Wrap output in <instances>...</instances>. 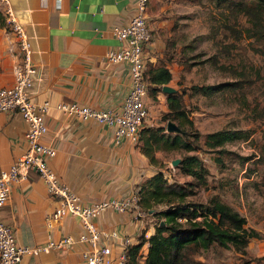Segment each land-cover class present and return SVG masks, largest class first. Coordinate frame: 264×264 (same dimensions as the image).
I'll return each instance as SVG.
<instances>
[{
	"label": "crops",
	"instance_id": "0c3cea01",
	"mask_svg": "<svg viewBox=\"0 0 264 264\" xmlns=\"http://www.w3.org/2000/svg\"><path fill=\"white\" fill-rule=\"evenodd\" d=\"M8 3L15 18L23 24L31 44V61L39 68L30 94L36 102L47 101L50 105L45 114L47 131L42 136L55 150L48 159L49 166L85 205L130 199L138 184L158 170V165L149 161L136 142L125 138L115 142L112 127L92 119L80 120L56 105L77 102L99 109L120 107L130 85L128 65L109 61L106 53L120 46L113 28L136 15V0H8ZM177 3L147 0L144 10L152 35L145 48L146 67L164 63L172 75L168 84L175 89L173 79H177L182 64L176 60L180 52L175 21L178 14L170 7ZM4 7L0 0L2 15ZM172 41L174 45L169 49ZM19 58L15 34L5 24L0 25V85L12 83ZM146 105L148 115L142 127L165 125L161 117L168 110L166 94L149 93ZM26 129L27 122L18 112H0V170L8 169L25 151ZM155 155L160 158L161 151ZM57 204L49 198L42 179L29 171L26 178L11 185L0 214L13 227L18 245L44 246L49 240L58 241L67 235L76 238L83 230L79 217L73 215L64 216L49 227L47 214ZM135 212L134 207L119 211L109 206L94 221L102 228H114L131 236L134 244L142 232L146 238L154 232L151 221L154 217L137 216ZM109 242L115 254L123 249L117 239ZM87 248L88 243L74 241L60 248L24 253L18 264H81V252ZM146 249L144 242L140 251L145 254ZM138 264H144V256L139 257Z\"/></svg>",
	"mask_w": 264,
	"mask_h": 264
},
{
	"label": "rangeland",
	"instance_id": "374dc122",
	"mask_svg": "<svg viewBox=\"0 0 264 264\" xmlns=\"http://www.w3.org/2000/svg\"><path fill=\"white\" fill-rule=\"evenodd\" d=\"M176 1L177 5L170 8L178 14L175 20L178 55L184 56L173 84L179 91L184 90V109L192 122L184 127L188 134L185 138L188 140L193 132H198L201 147L161 151V169L169 181H193L179 168L185 155L196 154L200 166L206 168L207 184L194 185L195 193L187 200L205 202L209 195L217 193L246 218L247 226L264 235V117L254 118L251 113L253 105L264 107V57L251 50L250 39L241 34L230 35L221 24L226 14L238 26H245L244 15L229 16L226 10L215 6L214 0ZM255 70L260 71L261 79L255 78ZM243 72L253 81L241 90L212 95L190 92L194 84L237 80ZM221 128L246 130L250 136L225 142L221 148L226 151L208 149L203 144V135ZM246 155L252 158L242 159ZM151 221L155 223L156 218ZM260 256H264V237L251 238L242 251L233 246L213 245L194 254L203 264H261L254 259Z\"/></svg>",
	"mask_w": 264,
	"mask_h": 264
},
{
	"label": "trees",
	"instance_id": "16d2710c",
	"mask_svg": "<svg viewBox=\"0 0 264 264\" xmlns=\"http://www.w3.org/2000/svg\"><path fill=\"white\" fill-rule=\"evenodd\" d=\"M214 2L217 8L226 10L229 16L236 17L242 14L246 17L247 24L238 26L236 20L227 19L225 14L221 24L228 29L230 35L241 34L250 39L251 50L264 57V0H214ZM4 24V15L0 13V25ZM171 43L169 49L173 47L174 41ZM173 54L170 56L174 57ZM178 56L176 60L183 63L184 55ZM144 74L148 94L162 91V85L168 84L172 77L164 63L157 66L149 64ZM242 74L237 80L194 84L190 86V92L212 95L225 90H241L253 81V78L245 72ZM261 76L260 71L255 70V78L261 79ZM164 93L168 110L162 114L161 119L164 122L174 121L180 131H165L164 125L144 126L140 129L137 145L149 161L158 165L159 169L138 184L137 203L141 210L151 214L156 221L152 234L146 238L142 232L138 242L126 247V264H138L141 256L139 250L144 242H147L144 264H203L194 257V254L200 249H208L213 245L224 248L233 246L242 251L251 238H260L264 235L247 226L246 218L222 200L217 193L209 195L205 202L187 200L189 195L195 193L194 185L207 184L204 175L206 168L200 166L198 156L185 155L179 168L183 174L191 176L193 181H169L161 169L163 162L156 157V151H189L201 147L199 144L201 135L198 132H193L191 138L186 140L188 134L184 127L186 124L191 125L192 122L184 109V90L175 89L173 92ZM251 113L254 118L264 117V107L253 105ZM249 136L250 133L246 130L221 128L204 134L203 144L208 149L222 152L226 151L221 148L225 142L247 139ZM251 158V155L242 157L245 160ZM149 210L153 211L150 213ZM254 259L264 264V256Z\"/></svg>",
	"mask_w": 264,
	"mask_h": 264
},
{
	"label": "built area",
	"instance_id": "2783aa9c",
	"mask_svg": "<svg viewBox=\"0 0 264 264\" xmlns=\"http://www.w3.org/2000/svg\"><path fill=\"white\" fill-rule=\"evenodd\" d=\"M2 1L5 3V25L16 36L20 61L15 66L12 83L0 85V112L16 111L27 122L24 134L27 146L8 169L0 170V210L9 198L11 185L33 171L44 182L49 198L58 202L47 214L48 226L64 216L73 215L79 217L83 230L76 238L67 235L58 241L49 240L44 246H20L16 243L13 227L0 214V264H18L24 253H36L49 247L60 248L74 241L88 243V248L81 252V264H126V247L131 244V236L114 228H102L95 223L94 218L109 206L119 211L134 207L137 216L148 213L140 209L136 192L128 200H101L85 205L79 195L63 183L49 166L48 159L54 155L55 150L42 140V136L47 131L45 114L50 105L47 101L36 102L30 94V87L38 76L39 68L31 61V44L23 24L15 18L8 0ZM146 1L136 0V15L126 24L113 28L120 46L106 53L109 61L125 62L128 65L130 85L120 107L99 109L77 102H60L56 105L58 109L72 113L80 120L92 119L112 127L115 142L125 138L137 143L143 121L148 115L145 48L152 35L144 13ZM110 239L120 242L123 247L121 252H113ZM139 254L145 256L140 250Z\"/></svg>",
	"mask_w": 264,
	"mask_h": 264
},
{
	"label": "water",
	"instance_id": "95a60500",
	"mask_svg": "<svg viewBox=\"0 0 264 264\" xmlns=\"http://www.w3.org/2000/svg\"><path fill=\"white\" fill-rule=\"evenodd\" d=\"M161 90L163 92H173L175 90L174 87H172L169 84H165L162 85ZM166 131L168 132H172V131H180V128L177 126V124L174 121L168 120L166 122V126H165ZM173 163L176 164L177 160H173ZM153 210H149V212L151 213Z\"/></svg>",
	"mask_w": 264,
	"mask_h": 264
}]
</instances>
